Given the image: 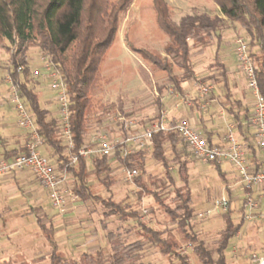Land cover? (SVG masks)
<instances>
[{
	"label": "trees",
	"instance_id": "obj_1",
	"mask_svg": "<svg viewBox=\"0 0 264 264\" xmlns=\"http://www.w3.org/2000/svg\"><path fill=\"white\" fill-rule=\"evenodd\" d=\"M213 1L220 8L222 17L202 13L186 15L179 22H175L171 18L172 7L168 2L153 0L158 25L169 37V43L164 48L166 56L163 57L148 48L137 47L130 43L126 36L129 49L152 69L164 74L175 92L183 94L182 84L195 78L190 42L193 41L196 46L207 49L213 45L216 38L220 43V33L228 22L237 24L249 38V50L251 45L259 49V56L251 55V58L255 66L259 91L264 99V0ZM133 2L134 0H0V43L9 52L10 80L31 113L43 146L50 150L51 159L48 158L51 161L55 159L58 170L68 171L73 179V193L80 202L93 201L100 204L105 210V219L117 216L123 221H139L141 239L157 248L161 255L173 256L178 264H190L189 256L178 250L181 245L191 247L200 264H228L226 252L246 223L244 207L237 223L233 219L231 205L222 213L224 227L216 242L215 258L191 222L194 209L193 192L190 187V160L178 155L181 139L176 132L159 131L152 136L151 155L162 163L165 173L163 177L155 178L150 186L141 178L146 172L149 152L147 149L122 156L120 149L127 146L118 143L113 156H98L88 161L79 155L81 148L90 146L88 135L91 118L100 117L101 120L103 116V119L110 116L109 109H98L96 99L103 93L104 85L107 84L103 68ZM33 48L40 50L41 55L53 66L66 85L71 148L63 140L60 121L52 117L51 112L42 106L40 92L34 87L35 81L29 61V54ZM175 67L179 74L175 72ZM213 68L226 83L228 71L219 56L215 58ZM226 101L229 105L228 112L237 124V130L244 133L250 127V110L245 108V113L241 115L239 110L243 104L232 99L230 90L226 94ZM110 109L115 110L114 105H111ZM119 109L122 111V104ZM162 117L160 112L157 119L161 120ZM122 124L121 122L125 140L131 130H126ZM202 136L208 144L214 145L212 134L206 132ZM244 141L248 143L255 159L254 172H258L261 170L262 162L261 157H257L260 150L255 145L254 135H249ZM168 146L176 154L174 160L178 165V179L169 166ZM74 158H77L75 163ZM113 160L125 168L139 172V176L134 179L142 189L137 194L139 199L145 195L154 198L158 207L162 208L176 225L180 243L171 236L166 238L162 232L141 222L139 213L133 210L130 204L115 202L93 192L88 180L90 170L92 169L100 183L110 190L114 184L111 175ZM210 164L227 185L228 181L221 164L217 162ZM159 187H162L160 191ZM170 188L173 189L174 207L166 204L164 200L169 197ZM41 211L38 208L31 213L35 215L42 234L52 247L49 255L50 264H143L139 261L145 249L142 240L129 242L122 233L113 231L107 233L111 252L107 258L102 252L83 253L76 259L66 258L55 242L54 227L40 217ZM103 227L107 228L105 223Z\"/></svg>",
	"mask_w": 264,
	"mask_h": 264
},
{
	"label": "rangeland",
	"instance_id": "obj_2",
	"mask_svg": "<svg viewBox=\"0 0 264 264\" xmlns=\"http://www.w3.org/2000/svg\"><path fill=\"white\" fill-rule=\"evenodd\" d=\"M166 1L172 7L171 18L175 22H179L186 15L193 14L205 13L212 17L222 16L220 8L213 0ZM126 36H128L130 43L137 47L148 48L163 57L166 56L164 48L169 43V37L158 25L153 0H134L125 16L116 42L111 48L103 68V75L109 82L106 81L107 84L104 85L103 93L96 99L98 109H109L110 116L104 119L103 116L101 120L100 117L91 118L88 140L97 132H104L108 134L111 142L115 144L121 142L123 128L119 121L120 118L136 123L132 125V130L127 137H132V134L136 132L143 133L144 130L151 128L158 121L157 115L160 112L158 101L163 104L162 110H174L179 106L185 115L207 119L221 132H224L226 123L234 122L228 112L229 105L226 101V94L229 90L233 100H240L243 106L249 108L251 112L254 109L256 98L249 88L247 78L237 59V40L243 38L247 44L250 41L239 25L228 22L226 28L220 33V43L216 38L213 45L207 49L196 46L193 41L190 42L192 47L191 60L196 72V78L193 81L197 84L193 85V82L184 84L185 93L183 95L172 90L173 88L164 74L152 69L129 49ZM258 53V47L251 45L250 57L251 55L255 57L256 54L259 56ZM29 55L36 86H39L42 81L47 82L45 87H35L41 93V104L51 111L52 117L60 121L59 102L51 87L52 78L50 75L53 70L45 66L47 60L41 55L39 49H31ZM217 56L220 57L225 66L228 67L229 64L227 85H224L222 77L213 68ZM43 58L45 60H42ZM9 70V52L0 43V86L8 90H6L5 95H8L11 109L13 108L18 116L15 105L10 98L12 83L8 75ZM175 72L179 74L176 67ZM198 85L210 87L206 107L201 106L199 96L197 99ZM47 96L55 98L54 106H50L48 103L46 105L45 97ZM121 104L122 111L119 109ZM111 105H114L115 110L110 109ZM161 115L165 117L168 123H171L166 113H161ZM18 125L20 129L25 131L19 122ZM198 126L196 123L195 128L200 132L197 129ZM128 148L131 151L138 149L137 145L132 142ZM144 149L149 150V152L146 172L141 178L150 186L155 178L163 177L165 172L162 163L152 157L151 146H145ZM45 150V147L42 146V154L50 158ZM178 155L190 160V187L193 192L192 207L194 209V217L191 221L193 228L216 258V242L224 227L223 216L222 213L207 216L206 212L212 209L214 202L223 195L221 190L224 186L223 182L213 166L195 159L182 141L178 145ZM175 156L176 154L168 146L169 166L173 175L178 179V165L174 160ZM52 162L56 164L55 159ZM223 169L232 170L229 164H224ZM111 175L114 184L108 190L95 177L94 171L90 170L88 180L95 194L103 198H111L115 202L130 204L132 209L139 213L141 222L162 232L166 238L171 236L173 240L180 243L176 225L172 223L163 209L158 207L152 196L145 195L139 199L137 194L142 189L134 180L126 178L121 164L116 160L112 162ZM226 175L229 183H231L233 196H237L233 206H235L234 219L238 221L243 206V183L236 171ZM28 180L27 182H29ZM161 188L159 187L158 190L160 191ZM172 190V188L168 190L170 195L164 200L166 204L174 207ZM240 198L241 202L239 203ZM259 204V211L253 214V219L246 222L262 221V225H264V199L260 200ZM39 206L44 211L39 213L40 217L54 227L55 242L66 258L76 259L83 253L96 252H102L103 256L107 258L111 253L107 233L113 231L122 233L129 242L142 240L145 249L139 257V261L143 264H178L173 256L161 255L157 248L150 246L146 240L141 239L139 221H123L117 216L105 219V210L98 203L93 201L83 203L76 200L62 211L52 209L47 194L37 180L34 189L18 186L17 188H8L5 192L0 193V264H50L49 255L52 247L42 234L35 215L29 212ZM144 209L147 210L146 214L142 212ZM103 223L106 224L107 228L104 229ZM262 238L264 239L263 236ZM180 247L178 250L189 256L190 264H200L191 247L186 245ZM255 249L258 250V248ZM252 252L255 253L256 251H250L247 248L241 253L242 264H252L249 259Z\"/></svg>",
	"mask_w": 264,
	"mask_h": 264
},
{
	"label": "built area",
	"instance_id": "obj_3",
	"mask_svg": "<svg viewBox=\"0 0 264 264\" xmlns=\"http://www.w3.org/2000/svg\"><path fill=\"white\" fill-rule=\"evenodd\" d=\"M237 59L239 66L245 74L249 88L253 92L256 103L253 112L249 119V126L254 131L255 145L260 150L261 170L254 172V166L248 162L246 156L249 154V145L236 133L237 124L229 122L227 124V133L225 136L226 145H210L207 140L200 134L198 130L184 121H177L174 124L168 123L165 117L158 120L151 128L144 130L143 133H133L132 137L122 139L120 144H125L126 148H121L122 156L130 154L128 148L130 142L137 145L138 150L144 149L145 146H151V139L154 133L159 131L176 132L181 141L188 147L195 159L203 163H222L229 162L238 172L244 190V207L246 209V220L253 219V214L259 211V201L264 199V99L260 94L258 82L255 73L254 63L249 55V47L243 38L237 40ZM42 60H45L44 58ZM47 68L53 71L50 75L51 87L57 96L61 110L60 132L65 144L71 148V133L69 129V111L68 97L66 85L63 79L60 78L57 71L47 61ZM11 81V80H10ZM12 83V82H11ZM199 99L207 102L210 93V87L198 85ZM11 100L15 105L18 114L19 122L28 133V143L23 154L7 161L0 160V178L20 170L30 171L39 181L41 186L46 190L49 205L52 209L62 211L72 202H76L78 197L72 190V177L66 170H58L56 165L45 155L42 154V140L38 134L37 126L19 96L16 87L12 84ZM120 122L124 124L126 130H132L134 122L127 121L125 118H120ZM90 146L81 148L79 155L90 161L98 156H113L117 151V144L111 142L107 133L97 132L89 140ZM77 161L74 158L73 163ZM122 171L128 180H134L139 176L137 170L125 168L121 165ZM257 194L258 197L255 196ZM230 200L227 196L221 195L213 204V208L207 210L206 215L214 213L220 214L226 212L230 207ZM144 214L147 210H142ZM252 264H264V255L252 253L250 256Z\"/></svg>",
	"mask_w": 264,
	"mask_h": 264
},
{
	"label": "crops",
	"instance_id": "obj_4",
	"mask_svg": "<svg viewBox=\"0 0 264 264\" xmlns=\"http://www.w3.org/2000/svg\"><path fill=\"white\" fill-rule=\"evenodd\" d=\"M193 66H194V64H193ZM224 66H225V64H224ZM225 67L228 71L227 74H229V68H228L229 64H228V67L227 66H225ZM194 70H195V68H194ZM8 75H9V73H8ZM195 78H196V72H195ZM193 80L189 81V82H193L194 83L193 85H196L197 83L195 84V82ZM46 83H47L46 81L45 82L42 81L39 86L45 87ZM186 83H188V82H186ZM186 83L182 84V88L184 90V93H185L184 84H186ZM224 85H227V79H226V83L224 82ZM39 86H36V84H35L34 87L38 88ZM37 88H36V90H37ZM6 90H7L6 88L0 86V160L9 161V160L13 159L15 156L21 155L23 152H25L26 145L28 143V133L26 130L24 131V130L19 128L18 116L16 115V112L14 111V109L13 108L11 109V106L8 102L9 101L8 95H5ZM197 94L198 95H196V96L198 99L199 93H197ZM40 100H41V93H40ZM238 101H240V100H238ZM200 102H201L200 104L202 107H206L208 104V103L203 102L201 100H200ZM45 103H46V105L48 103L50 106H54L55 98L52 96H50V97L47 96V97H45ZM158 104L160 107V112L163 114L166 113V115L170 119V122L184 121L194 128H195V124L197 123L199 125L197 127V129L200 130V134L203 135L206 132H209L210 134H212L214 145H218V146H225L226 145L225 136L227 133V124L228 123H226V125H225L224 132H221V130L218 127L213 126L212 123L208 122L207 119H204V118L202 119V117H199V116L185 115L184 112L182 110H180L179 106L176 107V109H174V110H170V109L162 110L163 104L159 101H158ZM245 108H247V107L243 106L242 109L239 110L241 115H243L245 113L244 112ZM46 109H48V108L46 107ZM252 112H253V110H252ZM252 112L250 114H252ZM20 126H22V125H20ZM236 133L241 138V140H245V138L249 137V135H254V131L250 127L248 129H246V131L244 133L239 132L236 128ZM43 147H45V146H43ZM45 149H46L45 151H46L47 155H49L50 150L47 147H45ZM257 157H261V156L258 155ZM246 158H247L248 162L251 163V165L254 164L255 159H254V156H253L251 151L246 156ZM219 164H221L222 169H223L224 164H229L231 166L232 170H230V171H226L223 169L225 174L229 175L232 171L235 172L234 167L229 162L226 161V162H222ZM208 165H210V163H208ZM213 168H214V166H213ZM217 174H218V172H217ZM227 177L228 176L226 175V179H227ZM28 178H29V180H28ZM219 178L222 181L220 176H219ZM27 180L29 182H27ZM36 180L37 179L35 178V176L28 170L16 171L14 173H11V174L4 176L3 178H0V193L5 192V190L8 188L12 189V188H17L18 186L19 187L24 186L25 189H34ZM227 181H228V179H227ZM38 183H39V181H38ZM230 184L231 183H229V181H228L227 185L223 183L224 186L221 190L223 191V195L227 196L228 199L230 200V204H231V208H232L233 202L237 196H235V197L233 196L232 190H231L232 186H230ZM36 186H37V184H36ZM40 186H41V184H40ZM43 190L47 194V192L44 188H43ZM243 193H244V190H243ZM238 194H240V193H238ZM255 196L258 197L257 194H255ZM240 202H241V198H240L239 203ZM72 203H74V202H72ZM239 203H238V205H239ZM234 207L235 206H233V208H232L233 219H234V211H235ZM243 207H244V195H243V206H242V208ZM38 208H40L43 211V208H41L39 206V207L31 209L29 212L31 213L32 210H35ZM246 212L247 211L244 207V213H246ZM240 217H241V215H240ZM240 217H239L238 221L240 220ZM234 221L236 223L238 222L235 219H234ZM223 226H224V224H223ZM252 233H253V235H252ZM240 236H242L243 238ZM262 236L264 237V225H262V221H256V222H252V223L246 222L244 224V226L242 227L241 231L232 240V241L235 240V242L231 243V247L226 252L228 264H230V260H231V264H242L241 253L244 252L245 249H247V248H249L250 251H256L255 253L264 255V253H263V251H264V239L262 238ZM255 248H258V250H256ZM250 256H251V254H250ZM250 256H249V259H250ZM250 262H251V259H250Z\"/></svg>",
	"mask_w": 264,
	"mask_h": 264
}]
</instances>
